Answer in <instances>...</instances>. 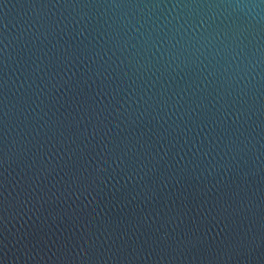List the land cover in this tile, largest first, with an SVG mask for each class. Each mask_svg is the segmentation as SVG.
<instances>
[{
	"label": "water",
	"instance_id": "water-1",
	"mask_svg": "<svg viewBox=\"0 0 264 264\" xmlns=\"http://www.w3.org/2000/svg\"><path fill=\"white\" fill-rule=\"evenodd\" d=\"M0 264H264V0H0Z\"/></svg>",
	"mask_w": 264,
	"mask_h": 264
}]
</instances>
